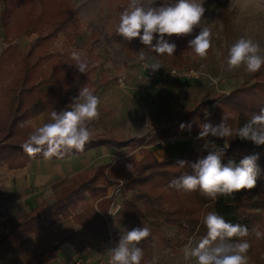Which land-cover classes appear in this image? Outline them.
<instances>
[{"label": "trees", "instance_id": "1", "mask_svg": "<svg viewBox=\"0 0 264 264\" xmlns=\"http://www.w3.org/2000/svg\"><path fill=\"white\" fill-rule=\"evenodd\" d=\"M57 2L65 5L58 9L53 8L54 12H50L41 4L40 10L35 12L32 0H0V28L6 42L11 37L35 36L34 41L23 50L16 44L7 42L0 52V72L7 69L8 77L0 87V166L20 168L31 160L44 158L42 153L29 156L23 151L22 144L34 130L29 121L34 116L42 115L43 124L49 122L51 111L68 109L74 98L78 97L81 87L92 89L89 76L96 67L89 68L87 58L88 71L81 74L74 66H70L74 62L68 60L65 53L61 52L59 55L51 49V40L59 36L63 39V47L73 44L79 36L77 21L74 20L70 7L67 8V0ZM20 5L26 10L23 19H16L8 29V19L15 15ZM55 56L59 60L53 63L51 59ZM46 64L50 65L49 70L43 69ZM48 84L49 87L40 89L42 85ZM213 103L207 118L201 114L199 107H194V110L185 112L169 128L158 131L157 137H170L188 130H181V123H191L194 133H199L202 123L211 122L217 125L223 118L232 128L243 126L253 113L264 109V80L258 79L227 95H220ZM152 143L154 138L148 133L127 140L92 135L83 152L72 150L66 154L62 159L101 147H128V151L121 153L113 162L74 173L54 183L51 201L41 203L21 221L11 224L9 231L0 237V257L20 238L68 218L73 220L77 228L27 264L49 262L65 243L71 244L75 252L88 249L92 240L105 228L104 219L99 213L106 211L112 203L113 196L108 190L119 183L123 197L127 192H134V195L125 197L122 202L123 208L128 211L133 221L126 232L146 226L151 231L150 236L156 237L160 246L174 253L179 252L191 238L206 235L207 229L203 220L209 212L223 216L228 222L247 226L250 232L248 237L254 234L253 229L264 232V145L257 146L251 141L229 138L230 147L222 161L227 164L229 160H233L238 164L243 156L259 153L258 164L261 172L253 190L260 201V213L251 215L246 211L248 205L244 200L247 189L234 193L231 197L221 196L211 200L198 190L184 192L170 188L171 180L192 171L190 167L180 168L176 165L177 159L195 162L207 155V152L196 154L192 150H185L177 157L168 154L158 160L146 148ZM135 150L141 155V159H135L132 154ZM51 159L62 160L56 157ZM163 225L174 228L171 237L161 231ZM236 239L238 238H233Z\"/></svg>", "mask_w": 264, "mask_h": 264}, {"label": "rangeland", "instance_id": "2", "mask_svg": "<svg viewBox=\"0 0 264 264\" xmlns=\"http://www.w3.org/2000/svg\"><path fill=\"white\" fill-rule=\"evenodd\" d=\"M129 3L130 0H67V8L70 7L74 20L77 21L79 36L73 44L69 43L68 47H63V39L60 36L50 42L53 52L59 55L63 52L67 55L66 58L72 61V51H79L88 59L89 68L96 67L89 76L92 85L90 90L100 98L101 104L99 118L88 125L92 135L127 140L148 133L154 138V143L146 148L155 154L156 159H158L156 156L163 158L168 154L177 157L185 150L201 154L204 151L200 149L198 141L204 144V140L197 139L198 133L192 130L163 138H158L156 134L179 121L188 110L199 107L201 114L205 116V113H210L214 106L213 102L220 95H227L258 79L264 80V66L258 73L256 72L258 74L256 76V73L249 74L243 69L228 71L226 64L228 48L240 36L251 37L264 48V0H205L204 6L207 11L204 23L212 28L214 34L212 48L207 57L201 59L187 47V41L192 38L191 36L181 38L173 36L171 41L177 44L175 54L159 56L149 52L145 61H138L137 58L138 51L144 47L138 39L128 42L115 33L120 14ZM41 4L50 12H54L53 8L58 9L65 5L59 4L57 0H32L35 12L40 10ZM1 5L0 3V8ZM25 11L20 5L15 15L8 19L7 28L9 29L16 19H23ZM5 39L0 28V52L6 47L7 42H12L23 50L34 41L35 36L11 37L7 42ZM58 60V56L51 59L53 63ZM154 62L161 64V68L155 73L149 67ZM49 68L50 65L46 64L43 69ZM6 72L7 69L0 72V87L8 78ZM213 80L217 82L213 83ZM47 87L49 84L42 85L40 89ZM29 124L34 129L43 125V116H34ZM207 139L214 140L217 145L224 144L223 139L211 136ZM126 150L128 151V147L115 150L101 147L62 162H53L52 170L57 169L58 174L53 175V181L62 175L113 162ZM132 154L136 160L141 159L137 150ZM40 178H43L42 174L38 173L37 179ZM120 186L119 183L118 186L109 189L113 196L110 206H120V210L113 216L107 213L110 206L101 212L105 216L103 218L105 228L95 240L94 250L97 251V257L106 255L133 223L122 202L125 197L130 198L134 195V192H127L123 197L120 194ZM34 187V183H31L21 192L13 191L2 203L0 202L1 206L16 205L12 197L18 194L22 198L23 196L28 198V191ZM38 187L44 192V186ZM3 193L5 194V191ZM244 200L248 205L246 209L248 214L260 213V201L253 189L248 190ZM161 231L167 237H171L174 228L163 225ZM201 238L196 236L189 241L195 246ZM246 239L251 244L248 252L249 264H264V237L257 239L253 234ZM157 242L156 237L150 236L140 244L144 252L141 264H148L154 255L159 258L158 264H191L184 258L187 244L179 252L174 253Z\"/></svg>", "mask_w": 264, "mask_h": 264}, {"label": "clouds", "instance_id": "3", "mask_svg": "<svg viewBox=\"0 0 264 264\" xmlns=\"http://www.w3.org/2000/svg\"><path fill=\"white\" fill-rule=\"evenodd\" d=\"M204 4L205 0H130L128 7L120 14L115 33L128 42L138 39L144 46L138 51V61L148 59L149 52L159 56L175 54L177 44L171 41L173 36H191L187 47L204 59L212 48L214 35L212 28L204 23L207 11ZM71 59L74 63L70 66L81 74L87 73L88 62L81 52L72 51ZM226 64L228 71L243 69L249 74L256 73L264 66V48L251 37L240 36L228 48ZM149 67L155 73L161 64L154 62ZM216 82L213 80V83ZM100 104V98L88 87H81L78 97L74 98L68 109L51 111L50 121L29 133L22 144L23 151L29 156L42 153L45 159H62L72 150L83 152L92 137L88 125L99 118ZM207 116L208 113H205ZM191 127V123L180 125L181 130L187 128L190 131ZM209 136L223 139V146L207 139ZM232 137L251 141L257 146L264 145V109L253 113L238 128L230 127L224 118L217 125L202 123L197 139L204 140L203 150L207 155L195 162L177 159L176 165L180 168L190 167L192 171L171 180L169 187L184 192L198 190L211 200L221 196L231 197L241 190L256 187L261 172L259 153L243 156L238 164L233 160L222 163L230 147L229 138ZM109 214L113 216V213ZM203 223L207 233L195 246L191 241L185 246L186 261L191 264H249L251 244L244 239L250 235L247 226L228 222L215 212H209ZM252 231L257 239L264 237V232L258 229ZM150 235L151 231L146 226L127 231L112 247L110 264H141L144 252L138 245ZM158 259L154 255L148 264H158Z\"/></svg>", "mask_w": 264, "mask_h": 264}, {"label": "crops", "instance_id": "4", "mask_svg": "<svg viewBox=\"0 0 264 264\" xmlns=\"http://www.w3.org/2000/svg\"><path fill=\"white\" fill-rule=\"evenodd\" d=\"M105 149L115 150L108 148ZM72 157H76V156H72ZM156 157L158 158V160L162 159V157H158V156ZM63 160L65 159L53 160V159L41 158L38 160H31L20 168H9L7 165L0 166V191H1L0 202L1 203L3 202V199L8 194H11L13 191L21 192L26 185H30L31 183H34L35 185V187L32 190L28 191L29 192L28 198H25V196H23L22 198L18 194L17 195L15 194L12 197V200L16 205L1 206L0 204V237L5 232L9 231L10 229L9 227L11 224L21 221L27 214H29L38 205H40L41 203L50 202L52 199L51 197L52 186L54 183L58 182L63 178L69 177L74 173L80 172L77 171L74 173L62 175L56 181H53V175L54 174L58 175L56 173L57 169L52 170L53 162H62ZM39 163H41V165H39ZM38 173H41L43 177L40 178V180L37 179ZM47 184H48V189H47ZM41 185L44 186V192L41 191V187H38ZM4 191L5 194L3 193ZM100 215L103 214L101 213ZM102 217L104 218L105 216L103 215ZM76 228L77 226L75 225L73 220L71 218H68L60 221L54 226L24 236L19 240H17L8 250V252L2 255V257H0V264H27L32 260H34L41 253L51 248L60 238L67 235L71 231H74ZM97 237L98 236H96L92 240L91 245L88 249L83 250L81 252H75L71 244L65 243L57 251L55 257L45 264H65L68 260L73 258H82L85 260L96 259L98 255H97V251L94 250V247L96 245L95 240Z\"/></svg>", "mask_w": 264, "mask_h": 264}, {"label": "built area", "instance_id": "5", "mask_svg": "<svg viewBox=\"0 0 264 264\" xmlns=\"http://www.w3.org/2000/svg\"><path fill=\"white\" fill-rule=\"evenodd\" d=\"M170 142H171V140H170ZM198 145L200 146V149L203 150L204 144L201 143L200 141H198ZM220 146H223V145L220 144ZM203 151H205V150H203ZM119 210H120V206H110L107 213L109 214V212H111V213H113V215H115ZM110 257H111V250H109V252H107V254L104 255L103 257H97L94 260H85L82 258H73V259L68 260L65 264H110Z\"/></svg>", "mask_w": 264, "mask_h": 264}]
</instances>
